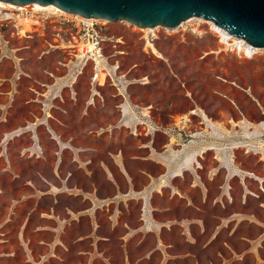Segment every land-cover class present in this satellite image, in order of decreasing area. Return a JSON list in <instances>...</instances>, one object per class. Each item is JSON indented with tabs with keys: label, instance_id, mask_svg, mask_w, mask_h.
<instances>
[{
	"label": "rangeland",
	"instance_id": "rangeland-1",
	"mask_svg": "<svg viewBox=\"0 0 264 264\" xmlns=\"http://www.w3.org/2000/svg\"><path fill=\"white\" fill-rule=\"evenodd\" d=\"M0 8V247H13L18 254L27 247L36 254L43 251L29 240L37 233L50 237L47 231H34L51 207L47 183L67 184L70 193L97 189L105 197L121 181L124 186L133 183L136 190L154 186L156 206L166 192L170 209L154 213L160 221L164 216L178 221L194 210L196 243L184 241L180 227L173 225L164 232L173 245L169 257L153 250V234L142 240L136 234L124 249L118 237L127 228L119 226L108 242L96 243L103 254L110 253L111 264H159L165 258L167 264L218 262L231 258L222 241L236 228L257 240V260L264 264V49L242 56L226 48L207 23L190 19L147 33L127 22L107 21L104 60L84 64L52 47L54 38L39 27L22 37L27 30L21 18L16 35V22L8 20L7 12L18 9ZM64 84L72 103L68 109L53 98ZM79 97L84 101H77ZM165 168L176 178L163 189L165 178L159 187L155 183ZM179 182L191 184L195 208L183 206L189 200L173 186ZM85 205L65 192L55 211L66 216V209ZM237 209L248 212V218L238 225L229 222L207 244L219 217L233 216ZM114 210L135 229L138 202H120ZM109 211L96 215L99 235L111 233ZM251 211L260 225L249 221ZM89 230L82 217L70 224L69 239ZM90 241L69 248L91 251ZM228 241L235 250L248 244L235 237ZM69 259L85 263L87 256ZM241 259L243 264L253 262L251 254ZM93 264L104 263L97 258Z\"/></svg>",
	"mask_w": 264,
	"mask_h": 264
},
{
	"label": "crops",
	"instance_id": "crops-1",
	"mask_svg": "<svg viewBox=\"0 0 264 264\" xmlns=\"http://www.w3.org/2000/svg\"><path fill=\"white\" fill-rule=\"evenodd\" d=\"M54 82H52V86H54ZM65 84L62 85L57 92L53 95L54 99H60L61 102L66 103L65 107L62 105H58L60 108L68 109L71 107L72 104L68 100V93L64 92L63 89ZM77 101H84L82 97L77 98ZM68 103V104H67ZM69 105V106H68ZM66 118V117H65ZM60 119H64L63 116ZM147 173L150 174L149 168L147 169ZM159 179L158 182L155 183L156 187H159V182L162 178H165V182L163 185H160L163 189L165 185H167L170 179L176 178L175 176L171 177L168 175V171L163 169L161 172L159 171ZM170 176V177H169ZM108 179V178H107ZM124 186V183L121 181L115 182V190L111 193V195H107L105 197H101L98 195L97 189H90V190H81L80 192H73L70 193L72 189L65 186L60 185L56 186L52 183H47V191L45 195L52 196L51 207L45 216H43L44 223L41 226L35 227L34 231H47L49 232V239H46L43 234L37 233L35 234L33 240H29V242H34L36 245L43 246V251L39 254L38 258L36 257L37 254L27 247L24 253L18 254L17 251H13V247L8 246L5 248L4 246L0 247V264H45V263H57V264H93V262L100 258L104 264H111L110 261V253L103 254L102 251L96 247V243L98 241H109L111 235L114 234V230L116 227H125V231L118 237L121 241V246L125 249L128 245V242L138 233H140V240L145 237L147 234H153L155 237V247L153 250H159L163 252L166 257L168 255V248L172 247V243L166 241L164 239V232L170 230L168 227L173 225H178L180 228L178 230V235L183 238L184 241L194 244L196 243L195 234L193 230L194 224L198 223L196 218V214L194 210L187 211L185 216H182L176 221L174 218L172 220L168 219L167 217H163L160 221L159 218L154 217V213L164 212L166 213L170 206L167 204V194L164 192L162 197L161 206L155 205L153 202V198H158L159 195L153 197L154 186L152 187L149 185L148 187H143L142 189L136 190L133 186V183H129ZM177 185L181 192L184 193L185 199H188L189 202L185 203L184 207H193L195 208V204L193 200V194L191 190V184L187 187L184 183H173V186ZM172 186V187H173ZM77 188V187H76ZM157 189V188H156ZM67 192V195H74V197H79V200L83 203H87V205L77 209L76 211H70L66 209L65 214L66 216H60L56 213L55 209L56 206L60 202V196ZM128 201H136L138 202V215L136 220L138 221V225L135 229H132L126 221L122 220L120 217V211L114 210L116 204L120 202H124L125 204ZM261 206L260 203H257V208ZM110 210V211H109ZM100 211H109L107 215V221L109 222L111 232L108 235H99V223L98 218L96 217L97 213ZM248 212L236 210L235 214L230 217L220 219V224L216 227L214 233L211 234L210 238L207 241V244L213 241L216 237H218L224 227L229 222L235 221L236 224L240 221L247 219L249 216ZM246 214V215H245ZM253 220H249L253 223L259 224L258 218L254 217V211H251ZM82 217H86L89 225L90 230L86 234H82L81 236L76 237L73 240L69 239V226L74 221H79ZM241 217V218H239ZM260 225V224H259ZM237 229V228H236ZM230 230L227 235L226 239L222 241V245L229 249L230 257L228 259H221L218 262H210L209 264H243L241 261L242 257L251 254L253 262L251 264H261L259 260H257V256L259 253L256 239H250L248 236H245L242 233L238 232L237 230ZM235 237L236 241H239L241 244L244 242H248L245 247H242L240 250H235L232 248V245L229 243L228 239H233ZM30 239V238H29ZM91 239V251H80V250H70V245L76 242ZM152 252V250L150 251ZM149 252V253H150ZM71 255L80 256L85 255L87 256L86 262L81 263L78 260L69 259ZM105 256V257H104ZM14 257H17L16 259ZM168 259L165 258L159 264H167Z\"/></svg>",
	"mask_w": 264,
	"mask_h": 264
},
{
	"label": "water",
	"instance_id": "water-1",
	"mask_svg": "<svg viewBox=\"0 0 264 264\" xmlns=\"http://www.w3.org/2000/svg\"><path fill=\"white\" fill-rule=\"evenodd\" d=\"M17 6L53 5L61 11L140 28H175L199 17L246 43L264 48V0H0Z\"/></svg>",
	"mask_w": 264,
	"mask_h": 264
},
{
	"label": "built area",
	"instance_id": "built-area-1",
	"mask_svg": "<svg viewBox=\"0 0 264 264\" xmlns=\"http://www.w3.org/2000/svg\"><path fill=\"white\" fill-rule=\"evenodd\" d=\"M28 7L26 10L7 12L10 15L8 20L12 19L16 22V35L19 36V28L21 27L17 19L27 20L34 16L41 22V32H48L54 38L52 41L54 42L55 40V42L52 47L64 50L84 64L90 62L96 65L97 62L104 60L103 41L106 38V29L105 25L97 21V19L65 13L58 8H55L54 11L46 12L45 10L35 9L34 4H30ZM32 33L34 32H26L22 37H30ZM148 37L154 39L152 34H149Z\"/></svg>",
	"mask_w": 264,
	"mask_h": 264
},
{
	"label": "bare ground",
	"instance_id": "bare-ground-1",
	"mask_svg": "<svg viewBox=\"0 0 264 264\" xmlns=\"http://www.w3.org/2000/svg\"><path fill=\"white\" fill-rule=\"evenodd\" d=\"M0 6H4L7 8H17L18 10H23L24 8L27 9L29 5H27V7H17V5H13V4H10L7 2L0 1ZM34 8L40 9V10H45L46 12H51V11H54L56 7L53 5L43 6V5H39V4H34ZM0 9H2V8H0ZM62 12H64V11H62ZM65 13H67V12H65ZM20 21H21L24 29L27 30L25 32H30L31 30H33V27H39L40 28V25H41V22L39 21V19L37 17H34V16H31L27 20L21 19ZM97 21L101 22L102 24H107V20H104V19H97ZM188 22H190V23L196 22L195 24H197V25L200 23H207L210 26V30H212V32L215 33L218 37H220V41L222 42V44H224L226 46V48H228L231 51L237 52L238 54H240L242 56L245 55L248 57H252V55L256 54L261 49H264V48L254 47V46L246 43L244 40H238L236 37L232 36L227 31H225L223 28L219 27L218 25H216L215 23H213L210 20L199 18V17H193L192 19L190 18V20ZM127 23H129V22H127ZM182 24H183V22H182ZM135 27H137V26H135ZM156 27H159V26H156ZM137 28L140 30H143V32H145V33L149 32V31L150 32L154 31V30H150V28H140V27H137ZM194 30L197 31L198 29L194 28ZM194 30H190V32H194ZM150 47L153 51L155 50L153 46L150 45ZM100 63L101 62H97L96 65H99ZM103 78H104V74L101 73L100 82H102Z\"/></svg>",
	"mask_w": 264,
	"mask_h": 264
}]
</instances>
